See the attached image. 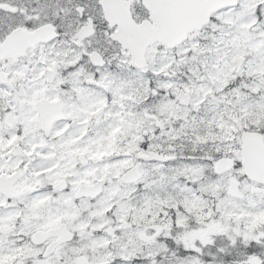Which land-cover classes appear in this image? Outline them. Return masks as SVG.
<instances>
[{"label": "snow or ice", "instance_id": "snow-or-ice-1", "mask_svg": "<svg viewBox=\"0 0 264 264\" xmlns=\"http://www.w3.org/2000/svg\"><path fill=\"white\" fill-rule=\"evenodd\" d=\"M0 264H264V0H0Z\"/></svg>", "mask_w": 264, "mask_h": 264}]
</instances>
